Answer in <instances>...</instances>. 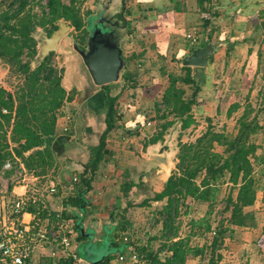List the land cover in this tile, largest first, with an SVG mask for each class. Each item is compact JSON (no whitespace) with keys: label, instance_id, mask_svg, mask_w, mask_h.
I'll return each mask as SVG.
<instances>
[{"label":"crops","instance_id":"1","mask_svg":"<svg viewBox=\"0 0 264 264\" xmlns=\"http://www.w3.org/2000/svg\"><path fill=\"white\" fill-rule=\"evenodd\" d=\"M114 1L108 0L109 10L112 8L116 15L119 12L114 9ZM118 1L121 7L124 2L125 8L124 19H115L116 34L120 37L119 46L125 59L123 74L128 72L130 76L127 81L121 76L116 82L109 83V93L119 95L118 117L116 128L106 139L107 154L93 173L91 189L85 193L88 201L85 211H77L82 217L78 229L84 234L83 238L78 239L74 223L67 221L68 231L74 233L70 247V252L75 255L74 264H97L98 260L87 253L89 244L102 241V234L115 225L116 221L111 219L113 215L125 208L128 201L133 203L132 195L141 201L152 197L162 189L175 168L173 149L168 148L169 152L164 156L161 145L166 136L180 132L179 122L166 130L162 141L146 142L156 131V103L167 85L168 74L177 70L181 72L182 58L193 48L185 41L187 32L197 30L200 33V46L214 44L206 65L191 66L194 85H183L188 89L187 96L195 86L198 88L191 109L197 122L203 120L207 125L224 118L234 120L235 124L237 112L227 113L230 104L251 100L264 102V25L261 24L264 0ZM59 47L58 44V55L63 53ZM70 69H65L62 80L68 90L71 89L66 84L70 73H76V69ZM78 78L81 87L78 88L73 81L72 86L83 95L64 105L57 119L56 135L50 140L58 162L57 174L42 183L40 178L28 174L19 162L16 168L26 171L22 179L6 176L5 172L0 174L2 203L16 197L26 199L32 194L33 200H40L48 211L58 213L66 209L63 201L71 192L70 181L83 170L89 156L88 147L98 143L105 128L103 101L106 91L101 86L94 87L89 80L82 81L81 75ZM254 89L256 94L250 97ZM189 130L191 133L193 128ZM260 143L259 151H262L264 139ZM170 154H173L172 158H168ZM128 184L132 186L125 196L124 189ZM51 186L55 187L54 192H50ZM3 207L4 204H0L1 218L8 216ZM246 209L253 211L255 225L235 228L242 240L240 244L247 253L252 250L253 236H257L254 241L264 254V177L254 204ZM131 211V207L128 208L126 215ZM20 219L25 223L32 222L34 214L25 211ZM44 225L48 229L54 227L47 221L41 224ZM249 236L252 239H248ZM33 253L36 258L47 259L40 249Z\"/></svg>","mask_w":264,"mask_h":264},{"label":"trees","instance_id":"2","mask_svg":"<svg viewBox=\"0 0 264 264\" xmlns=\"http://www.w3.org/2000/svg\"><path fill=\"white\" fill-rule=\"evenodd\" d=\"M85 1L0 0V60L7 66L4 84L0 85V174L5 172L11 177L19 162L42 183L57 174L58 162L50 140L56 135L62 108L74 99L76 90L63 86L64 68H58L52 61L54 52L32 65L38 53L36 33L43 29L50 36L63 19L72 29L82 32L80 37L84 40L87 31L81 6ZM124 8L122 2L121 11L116 14L118 20L124 19ZM190 70L191 66H181L180 73L169 72L167 85L156 103V131L146 144L162 141L166 130L176 122L179 137L198 124L191 114L198 88L195 86L187 96L183 87L194 85ZM129 76L125 72L122 78L127 81ZM109 86H101L106 91L105 128L98 143L88 147L89 156L77 181H70L71 192L63 201L66 209L58 214L48 211L40 200H33L32 194L25 199L24 211L34 214L42 223L47 221L54 226L59 218L64 222L71 220L79 240L84 234L78 229L82 217L77 211H85L88 204L85 193L91 189L93 173L107 154L106 139L116 128L119 95H111ZM251 103L248 101L236 118L234 132L216 130L208 122L193 140L182 142L179 138L175 168L162 189L136 204L128 201L125 208L113 215L111 219L116 222L107 230L108 250L97 264H114L119 255L124 256L127 264H186L188 258L194 257L200 259L199 264H221L220 250L226 235L235 228L255 225L254 213L246 207L254 204L263 179L254 173L256 167L264 164V149L259 151L262 144L255 139L260 134L264 139V126L259 122L264 102L256 109ZM239 107L238 102L232 103L228 115ZM6 162L12 168L4 171ZM224 184L229 185L227 194L220 200L223 206L217 208ZM131 186L128 184L124 189L125 196ZM153 201L163 203L153 214L154 223H160L161 227L158 234L140 244L139 239L124 235L131 226L126 211L134 205L150 206ZM190 203L204 204L206 210L202 216L192 218L190 230L181 235L178 219L188 213ZM68 235L72 237L70 232ZM192 236L202 237L203 244H193ZM155 240L159 241L157 247L153 245ZM133 256L135 261L129 262ZM57 264H74V258Z\"/></svg>","mask_w":264,"mask_h":264},{"label":"rangeland","instance_id":"3","mask_svg":"<svg viewBox=\"0 0 264 264\" xmlns=\"http://www.w3.org/2000/svg\"><path fill=\"white\" fill-rule=\"evenodd\" d=\"M66 3L69 2V0H62ZM121 5L119 3V1L117 2L114 1V9L118 12L121 11L120 9ZM81 11L84 14V21H85V25L84 28L87 31V36H88V31L91 30V25L92 22L94 21V18H90V16L96 17V15L100 16V13H105L106 12V16H111L115 19H118L117 16L113 13V9L111 8L109 10V2L108 0H86L82 6H81ZM89 11V12H88ZM82 32L79 31H75L74 29H72V27L70 26V29L68 30V32H66L64 34V36L61 38L60 43H59V49L63 52L60 53L58 55V51H54L57 52L52 56V61L57 64L58 68L63 67L64 68V75H65V69L67 68H74L76 69V73L71 71L70 73V79L67 81V85L69 87H71V89H75L76 93L74 98L77 96V100H79V98H81V96L83 94H81V91L78 90L77 88H75L74 86H72V84H77L76 86L78 88H80V79L78 77L82 78V81H90V83L92 84L90 77L88 75V72L84 66V64L82 63V59L81 57L75 52L74 49V44H77L80 47H84L85 46V42H86V38L84 40H81L80 34ZM42 34H46L45 31L43 29H39L36 33V37L38 38V45L41 42V35ZM64 44V45H63ZM201 44L195 45L193 48L200 46ZM63 46V47H61ZM188 46V45H187ZM192 49V48H191ZM68 53H73V55H69ZM66 59V62L64 61ZM32 65H35V59L34 62L32 63ZM71 70V69H70ZM5 71V73L3 74V72ZM7 72V66L0 60V85H3V81L5 78ZM176 74L179 73V71H173ZM63 75V77H64ZM74 83H73V82ZM93 85V84H92ZM94 86V85H93ZM95 87V86H94ZM70 90V89H69ZM186 90V94L188 92V89ZM244 91H246V89H244ZM90 93V92H89ZM260 93V92H259ZM253 94V95H252ZM252 94H249V96H255L256 94V89L253 90ZM252 102V103H251ZM251 105L254 106V108L256 109L258 107V105L261 104L260 101L258 102H254V100L250 101ZM240 107L238 108L236 115L235 116H239L240 113L243 111V108L246 104V102H242L239 103ZM231 105V104H230ZM230 105H225L227 107V110L229 109ZM260 115H259V122L264 126V108L260 111ZM224 118L219 119L218 121L215 120L214 123H212L211 125L216 129V130H225L228 132H234L235 130L233 129V125H234V120L232 119H227L225 120ZM206 124L203 120H200L198 122V124L195 126V128H193V126L190 127L193 128V130L190 132L186 131L185 133L181 134V136L179 137L176 132H174V135H169L166 136L164 138V141L162 143L161 146L166 145L168 146V148H172L173 149V154H170L168 158H172L175 161V155L177 152V142L179 140V138L181 139L182 142L185 141H191L193 140L196 136H198L203 130L206 129ZM195 129V130H194ZM179 130V129H178ZM258 137L255 138L258 142H263V138L262 135H257ZM221 148H218V150H220ZM169 152V149H165L162 150L161 154H163L164 156H167V153ZM259 152V151H258ZM256 172L254 173L256 177L262 175L264 177V164L261 166H258L255 168ZM259 169V170H258ZM160 174V173H159ZM229 186V185H227ZM225 184L222 186L221 191L219 192V201L224 198V196L227 194V187ZM1 187V184H0ZM3 194V193H2ZM234 194V193H233ZM131 199L133 201L134 204L140 202L141 200L136 198L135 195L131 196ZM10 199V198H9ZM2 200V199H1ZM0 200V204L1 206L4 204V212L7 215L8 214V202L9 201H4L3 203ZM163 203L162 202H151L150 206L147 207H139V206H132L134 208L131 207V212L129 214L126 215V217L128 218V220L131 222V226H128V231L124 234V235H128L131 238L134 239H139V243L143 244L145 243L148 238H152L153 236H155L156 234L159 233L161 224L160 223H154V213L156 212V209L159 208ZM6 206V207H5ZM223 206V202H219L217 204V208H221ZM9 210V209H8ZM206 210V206L203 205H198L196 203H190V208L187 214H181V216L178 219V223L180 226V234L184 235L186 234L190 228H191V220L192 218H197L199 216H202V214L205 212ZM7 211V212H6ZM214 217V215H213ZM212 217V218H213ZM117 220V217H116ZM216 224L213 223V226H215ZM106 233L102 234L103 235V239L100 243H96V244H89V249L87 248V253L90 256H93L94 259L99 260L104 254H106L107 250H108V234H107V230L105 231ZM72 235L74 234L73 231L70 232ZM248 239H252V237H247ZM253 238H257V236H253ZM254 239L251 241L253 243L252 246V250L249 249V251L247 253H245V249H242L243 245L240 244V242H242L241 237L239 236L238 232H236V229L233 231V233L231 234H227L225 237V242H224V247L220 250L221 254H222V259H221V264H264V254L260 253L261 251L258 250V243L256 241H254ZM204 239L202 237L199 236H192L191 237V242L193 244H203ZM239 242V243H238ZM245 242V241H243ZM159 241L155 240L153 242V245H155V247L158 246ZM83 246H81L82 248ZM83 251V250H81ZM260 255V256H258ZM262 255V257H261ZM260 258V259H258ZM125 260V259H124ZM118 262L116 260H114V264H127L126 262ZM126 261V260H125ZM135 261L134 256L130 258L129 262H133ZM200 263V259L198 257H194V258H188L186 261V264H199Z\"/></svg>","mask_w":264,"mask_h":264},{"label":"built area","instance_id":"4","mask_svg":"<svg viewBox=\"0 0 264 264\" xmlns=\"http://www.w3.org/2000/svg\"><path fill=\"white\" fill-rule=\"evenodd\" d=\"M185 41L189 46L194 47L200 41V33L197 30L187 32ZM147 124L150 122L148 121ZM11 168L9 162L3 166V170ZM25 174L24 168H14L15 179H22ZM77 179V175L72 177L73 182ZM55 190L54 186L50 187V192ZM25 205L24 198L16 197L8 202V216L3 218L0 216V264H57L66 258H75L70 252L72 239L68 235V223L59 218L54 227L48 229L47 225L41 226V220L35 216L32 222H22L20 216L25 212ZM35 249H40L47 259L34 257ZM123 260L122 255L116 259L118 262Z\"/></svg>","mask_w":264,"mask_h":264},{"label":"water","instance_id":"5","mask_svg":"<svg viewBox=\"0 0 264 264\" xmlns=\"http://www.w3.org/2000/svg\"><path fill=\"white\" fill-rule=\"evenodd\" d=\"M94 16V15H93ZM88 31L85 47L74 44L75 52L81 57L90 80L95 86L116 82L124 72L125 59L121 54L119 46L120 37L109 30L103 23L101 15H96ZM108 22V21H107ZM264 25V20L261 22ZM70 29L68 22L60 20L57 30L50 36L41 35L38 45V53L35 57V65L39 64L50 52L57 51L61 38ZM214 50V44L204 43L190 49V52L182 58L183 66H204ZM168 149L163 145L162 150Z\"/></svg>","mask_w":264,"mask_h":264},{"label":"flooded vegetation","instance_id":"6","mask_svg":"<svg viewBox=\"0 0 264 264\" xmlns=\"http://www.w3.org/2000/svg\"><path fill=\"white\" fill-rule=\"evenodd\" d=\"M100 15H101V17L103 19L104 25H106L109 30H112L113 32L117 33L118 27L115 26V20H114V18L111 17V16H108L107 17L106 16L107 15L106 12L103 13V14L100 13ZM117 26H119V25H117ZM84 47H82V48H84Z\"/></svg>","mask_w":264,"mask_h":264}]
</instances>
